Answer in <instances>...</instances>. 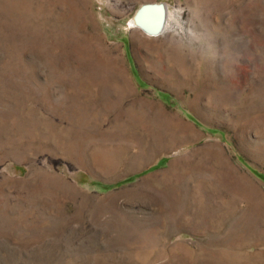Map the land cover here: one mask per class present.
Wrapping results in <instances>:
<instances>
[{
  "label": "rangeland",
  "instance_id": "rangeland-1",
  "mask_svg": "<svg viewBox=\"0 0 264 264\" xmlns=\"http://www.w3.org/2000/svg\"><path fill=\"white\" fill-rule=\"evenodd\" d=\"M0 264H264V0H0Z\"/></svg>",
  "mask_w": 264,
  "mask_h": 264
},
{
  "label": "water",
  "instance_id": "water-1",
  "mask_svg": "<svg viewBox=\"0 0 264 264\" xmlns=\"http://www.w3.org/2000/svg\"><path fill=\"white\" fill-rule=\"evenodd\" d=\"M143 14H147L149 12H153V11H156L158 12L159 14V17H158V22L156 23V26L152 29H149L151 32H155L156 34H159L163 31L164 29V25H165V21H166V8H165V5L163 4H149V5H146L144 8H143ZM143 19L144 17L142 16L140 18V25L143 26V27H147V24L143 22ZM146 24V25H145ZM148 28V27H147Z\"/></svg>",
  "mask_w": 264,
  "mask_h": 264
},
{
  "label": "bare ground",
  "instance_id": "bare-ground-1",
  "mask_svg": "<svg viewBox=\"0 0 264 264\" xmlns=\"http://www.w3.org/2000/svg\"><path fill=\"white\" fill-rule=\"evenodd\" d=\"M166 8V7H165ZM144 10L142 9L141 12L139 13L138 17L135 20H132V23L135 27H140L142 29H144L145 32H147L150 35H157L155 32H151L149 29H152L156 26V23L158 22V17L159 14L156 11L153 12H149L147 14H143ZM144 17L143 22L147 24V27H143L140 24V18ZM166 22V21H165ZM145 24V25H146ZM165 26V25H164Z\"/></svg>",
  "mask_w": 264,
  "mask_h": 264
},
{
  "label": "clouds",
  "instance_id": "clouds-1",
  "mask_svg": "<svg viewBox=\"0 0 264 264\" xmlns=\"http://www.w3.org/2000/svg\"><path fill=\"white\" fill-rule=\"evenodd\" d=\"M172 23H174L176 25V28L179 30L178 31V35L185 34L184 24L180 22V20L177 18V16L175 14L172 17ZM189 34L191 36H193L194 38L196 37V32L195 31H191Z\"/></svg>",
  "mask_w": 264,
  "mask_h": 264
}]
</instances>
